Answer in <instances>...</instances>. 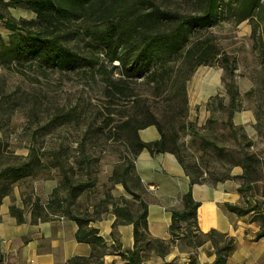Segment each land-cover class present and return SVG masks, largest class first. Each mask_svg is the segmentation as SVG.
<instances>
[{
  "label": "rangeland",
  "instance_id": "rangeland-1",
  "mask_svg": "<svg viewBox=\"0 0 264 264\" xmlns=\"http://www.w3.org/2000/svg\"><path fill=\"white\" fill-rule=\"evenodd\" d=\"M148 1L184 14L200 9L197 0L127 3L140 8L148 6ZM0 10L17 19L35 16L24 4L10 5L9 0L0 3ZM263 26L252 19L236 22L220 13L214 24L195 27V35L217 46L221 59L227 57L235 63L232 72L225 66L227 59L198 66L184 83L185 99L174 102L177 111L181 110L179 116L165 100L166 93L157 96L143 76L138 77L129 96L111 97L104 88L103 75L81 64L70 66L54 60L46 66L31 58L11 69L0 67V173L16 158L26 157L31 147L38 150L45 164L41 171L18 181L0 179V192H7L3 201L22 212L31 210L39 218L74 216L90 223L111 213L121 214L123 208L136 211L146 193L136 171L140 152L133 149L135 139L122 132V121L129 117L134 118V125L149 119L161 123L166 133L177 136L176 144L169 142L189 170L211 181L235 165L241 166L242 148L263 159L264 66L256 44L257 40L264 42ZM0 33L8 39L10 30L2 20ZM86 43L87 36L80 41L81 52L89 48ZM101 49L94 51L103 61ZM171 63L180 70L181 61L175 58ZM231 85L236 89L234 130L226 122ZM245 195L255 200L253 218L263 223L262 181L257 180ZM183 225L167 253L178 249L186 260L165 264H212L200 261L202 247L212 241L195 227L191 230ZM139 246L144 257L159 254L156 244L148 240ZM204 250L216 256L214 244Z\"/></svg>",
  "mask_w": 264,
  "mask_h": 264
},
{
  "label": "trees",
  "instance_id": "trees-1",
  "mask_svg": "<svg viewBox=\"0 0 264 264\" xmlns=\"http://www.w3.org/2000/svg\"><path fill=\"white\" fill-rule=\"evenodd\" d=\"M200 9L195 14L179 13L169 9H162L155 2L148 1V6L136 8L129 5L127 0H9V4L22 3L32 10L35 16L32 19L15 18L6 15L0 10V20L10 30L5 40L0 33V67L11 69L25 60L38 58L41 65L48 66L54 60L65 62L70 66L84 65L88 69H95L104 79V88L111 97L129 96L135 88L138 77L143 76L144 82L153 87L157 96L165 93V100L170 103L175 115L179 114L175 103H180L185 96V81L200 65L213 64L216 61L225 64L233 71L235 60L219 57V49L209 39H200L195 35V27L211 25L217 21L220 13L226 14L236 22L252 19L256 25L264 23V0H197ZM3 0H0L2 4ZM222 10V11H221ZM170 22V24H168ZM262 31L264 32V26ZM255 34V33H254ZM87 36V51L81 52L80 41ZM257 48L262 57L264 66V42L257 40ZM101 46L104 60L101 61L95 49ZM181 61V68L177 70L172 59ZM153 60L155 64L152 65ZM117 61L118 64H113ZM110 64V65H109ZM115 70L119 74L116 76ZM174 91V92H173ZM173 92V94H172ZM230 110L227 124L234 130L232 118L236 108V89L229 87ZM180 101V102H179ZM184 102V101H183ZM149 113L147 111H143ZM145 114V115H147ZM153 115V114H152ZM122 121V132H129L127 138L135 139L134 150L138 154L144 148L151 153L172 152L191 178L188 191L183 196L184 207L172 211V222L169 227L171 238L168 240L149 236L147 214L148 205L141 199L136 211L123 208V213L116 212L115 223H133L135 245L133 250L121 256L130 264H139L142 260V248L139 242L148 240L157 246V253L164 255L174 244L184 228L192 230L197 225V208L199 202L192 194V185L195 182H215L230 176L229 172L221 178L211 181L201 173L195 174L183 163L182 158L175 151L173 145L177 143V136L168 134L161 123L156 120H147L134 125L132 120ZM149 125H156L161 137L154 141L145 142L139 136V130ZM124 134V133H123ZM119 136L120 133H119ZM243 156L240 165L243 168V183L239 191L243 193V204H227L229 210L239 215L253 211V205L246 198L245 193L251 190L257 180L262 181V195L264 196V158H256L255 153L242 148ZM34 147L24 158H16L15 162L0 173V179L9 178L10 183L41 171L45 164ZM140 177H138L139 179ZM65 180L70 181L69 176ZM7 191V190H6ZM7 192H0V203ZM11 213L22 220L19 208L12 205ZM79 228L76 237L93 244L89 257H75L66 264L88 262L99 259L104 253L105 240L98 235V229L77 217ZM41 219H48L43 217ZM90 221H94L91 219ZM199 231V230H198ZM212 241L216 248V258L212 264H225L235 248L234 238L212 229L207 233L200 232ZM264 237V222L256 234V238ZM220 243H222L220 245ZM161 246V248H160Z\"/></svg>",
  "mask_w": 264,
  "mask_h": 264
},
{
  "label": "crops",
  "instance_id": "crops-1",
  "mask_svg": "<svg viewBox=\"0 0 264 264\" xmlns=\"http://www.w3.org/2000/svg\"><path fill=\"white\" fill-rule=\"evenodd\" d=\"M141 140L148 142L161 137L156 125L139 130ZM136 171L145 186L148 205L147 224L151 237L171 238L172 211L184 207L183 196L188 191L191 178L172 152L151 153L144 148L135 161ZM230 176L215 182H195L192 194L199 202L197 225L199 232L212 229L234 238L235 248L225 264H264V237L256 238L261 222L253 218V211L239 215L228 209L227 204H243L244 196L239 191L243 183V168L234 166ZM4 198V197H3ZM247 197L250 203L254 199ZM12 203H0V264H66L75 257L87 258L93 244L76 237L78 223L71 217L55 216L41 219L30 211L22 213L19 221L11 213ZM116 214L91 222L98 235L105 240L104 253L99 259L83 264H130L121 253L127 254L135 245L133 223H115ZM213 244L207 243L200 252V261L213 263L214 253H205ZM142 252V251H141ZM184 261L185 253L171 250L166 255L152 253L142 256L139 264H165ZM77 264V263H73ZM79 264V263H78Z\"/></svg>",
  "mask_w": 264,
  "mask_h": 264
}]
</instances>
